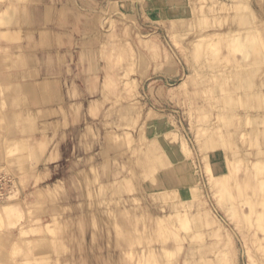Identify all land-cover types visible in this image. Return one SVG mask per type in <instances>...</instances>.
<instances>
[{
  "label": "rangeland",
  "instance_id": "1",
  "mask_svg": "<svg viewBox=\"0 0 264 264\" xmlns=\"http://www.w3.org/2000/svg\"><path fill=\"white\" fill-rule=\"evenodd\" d=\"M34 1L36 0H0L1 10L6 8L5 6L8 3L13 6L12 9L7 12L3 10L2 13L1 11L2 18L0 19L3 20L4 18L6 20L7 17L5 13L9 12L8 15L10 14V17H8V19L15 15L18 21L22 20L24 25L26 27L28 26L26 29L30 30L26 32L27 30L24 29L22 32L23 34L20 35L21 39H19V36L18 39L6 41L9 42V49H7L6 52L12 53L14 56H16V54L19 55L20 58L18 57L17 60L18 66L12 68H19V71L24 76L22 80L26 79L31 83L34 79L38 80L41 76V79L44 78V74H48V72L51 71V77H60L58 82L60 90L58 94L52 98L51 103L53 102V104H55L52 105L51 108L43 106L42 101L38 102L33 99L28 102L27 105L19 103L18 100L14 102V100L10 98H13L19 93L17 90L5 93L2 95V99L0 98V120L3 118V121L0 122V205H11V210L8 212L6 210V212L11 213L12 216L16 215V211L13 210V205L16 207L18 206L21 214L17 223L10 224L9 227H4L6 231L3 230V232H11L10 235H5L8 237L6 240L3 232L0 234V264H13L16 258H19L21 255L22 252H19L20 250L18 249L14 252L15 254L12 257L10 256L13 254L11 247H13L12 244L14 240L22 241V239L27 237L30 239L38 237V232L31 230L33 223H36L38 220L42 223L51 221V218L59 211L61 213V218H66V216L75 212L70 205H73L74 202L78 204L82 199V194L78 183L75 182L76 178L74 177V172L82 166L84 167L86 163H89L90 159L86 157L88 153L93 151L95 155L90 162L94 161L96 167L99 168L98 171L101 177L104 179L107 180L108 173H112L113 180L125 174L130 175L132 179L131 186L134 184L133 189L135 188L134 186L138 185L135 188L136 192L133 191L131 194L129 193L130 195H137L140 193L146 196L149 192L153 191L155 180L160 175H165L168 172L177 173V180L174 178L168 180L164 188L166 191H171V197L175 194L181 196V203L182 205L185 204V208H181V211H179L181 215L178 212L179 216L177 217L182 218L185 212L188 216V220L185 225L181 226V229L184 228L183 230L185 232L182 230V233L179 234L180 240L178 241V239L175 240L174 238L169 240V243L173 244L171 245L174 249V251L172 252L171 250L169 254L174 257H169L170 255L167 256L171 259H167L166 256L161 257L160 260L162 264H168L165 263V261L169 260L171 264H250V262L251 264H264V240L260 236L264 234V226H260L263 223L262 220L264 216L263 218L260 217L262 214L264 215V212L256 213L257 211H254L256 214L253 216V219L251 218L253 213L247 215L248 218L250 216L249 221H251V219L255 221V216L259 215V213L261 214V216L259 215L260 217H257L261 219V223L259 221L260 224H258L257 219V222H254L259 225L258 227L257 225L254 226L257 228L251 227L252 229L250 230V228L245 227V225H236L239 224V220L235 219L234 216L232 218L230 215H235L237 210L234 209L235 213H232L229 211L228 207L226 208L228 211L224 209L226 206L223 205L225 204L218 201V193L214 194L215 190L212 189L214 187H212L213 185L210 178H208L212 172V168H214V161L217 160L216 158H219L213 146L215 139L217 140V138L220 137L218 140H221L220 135L214 134V132L216 133L214 130L222 124L221 119L227 118L228 123H231V129L237 131L235 136L239 138H236L237 141H242V139H244L245 142L242 145L243 147L241 146L242 149L237 148L239 153L245 152V148L253 150L260 145L264 147V113H262L264 112V105L261 102L264 100H262V98H264V90L260 91V97H258L261 101L259 100L258 103L255 100L256 103L254 102V105L258 103L257 106L259 105V107L257 110L260 108V112L255 110L256 108L252 110L254 113L252 121H248V110L245 111L240 108L232 109L229 116H222L220 119L217 109H209L211 107L206 102V99H204V95L201 94L204 81H209L208 78H213L211 76H216L217 79L221 76L220 74L226 76L225 74H227V72L228 74L231 72L229 68H231L232 65L234 66L232 69L240 65V68L231 69L232 74L239 73L243 70L258 71L262 69L261 72H257L255 76L262 81V87L264 89V46L260 43L261 41L262 44L264 43V39H262L264 38V10L261 9L257 0H246L248 6L244 3L239 5L236 10L232 9L229 12L218 10L217 7L211 5V0H111V2L110 0H81V2L79 1V3L76 4V8L79 10L76 9L79 12L76 14L77 16L80 15L77 17L78 19L67 18L69 13H72L71 16H73V11L64 13V11L58 10V0H38V6L34 5ZM15 4L26 5L22 7V12H20L17 9L14 10ZM194 5H199V7L203 6L202 8L200 7L201 9L199 8L197 22L191 20L193 12L192 7ZM170 8L172 9L171 11L169 10ZM202 9L205 11H202ZM13 10L14 12L11 14L10 11ZM254 10L258 12V19L260 22L257 25L258 28L252 27L253 29L248 32L249 35H247L249 37L247 38L252 40L253 37L261 36L260 39L262 40L257 37L260 40V48L258 45L256 48L259 49H254V47L251 48L250 46L249 49H252L251 51L253 53L250 51L252 55L249 51L250 57L247 53H243L242 57L239 56V60L237 59L238 62L235 61V59L233 63V59L231 58H237L239 54L237 51H234V49H232L233 52L229 51L231 50L229 49L228 51L232 52V54L230 53L232 56L229 59L231 60L229 63L232 65L229 66L228 69L227 66L229 64L224 62L225 59H223L222 63L221 57L220 59L212 57L214 62L209 67L208 64H210L209 62L212 60L210 55L214 50L216 51L213 41L217 37L215 39V44L216 46L217 44L220 45L219 40L223 37V34L219 32L223 23L221 15L230 14L239 16L242 13L240 19L245 20L247 16L255 12ZM64 19L66 20L64 21ZM59 20H62L63 24H72L75 21H80L76 23V27L78 26L80 28L76 30V35L78 34V36H70L69 33L65 35L60 34L56 26ZM204 20L208 21L205 22ZM1 24L0 29L2 26L5 27L4 25L6 22H1ZM16 25V23L13 24V26ZM238 25H241V23L235 24V26ZM200 27L201 33L210 29H217L218 33H220L208 37L210 39V45H206L207 42L209 43L208 38L205 36L201 37L200 33L199 36L201 41H203L202 39L204 38H207V40L205 39L201 45L199 42L200 39L198 40L197 38L198 43L200 46H203L206 41L205 45L207 48L204 46L202 47L203 49L198 48V46L195 45L198 44L197 42L193 45L196 50L199 49L200 51V49H202L205 54L206 52L208 53V48L214 45L212 48L213 51L209 48L211 52L209 51L208 55H205L202 51H200V53L202 52V55H200L199 51L188 46L189 43L187 40L195 37L196 33L194 35L193 32L200 30ZM102 28L103 31H101ZM106 32H108V35ZM204 32L202 34H204ZM183 33L190 34L183 35ZM143 35L149 37L148 41L144 40ZM247 38L246 40H249ZM257 38L255 41H258ZM254 39L253 41L249 40L250 45L254 42ZM74 40L75 42H73ZM246 40L244 39L245 42ZM216 41L219 43H216ZM6 42L2 40L1 43L6 44ZM235 42L236 41L233 43L237 44L238 40L237 43ZM211 43H213V45H211ZM187 47L188 49H186ZM192 49L194 51H192ZM68 50H74V52H69L70 54L65 57V63H62L61 52L65 53ZM221 50L222 54L224 53L227 58L230 57L229 52H226L224 49ZM254 50L257 51L255 52ZM195 51L199 54L197 55ZM261 53L262 56L260 55ZM118 54L121 58H119ZM244 54H247L248 57L244 58ZM213 55L215 54L213 53ZM23 56L29 58L28 60L26 58L23 62L25 65H22L20 68L19 60ZM203 60H205V63L202 64ZM252 62L254 63L250 64ZM190 63H193L195 70L191 69L190 65L192 64ZM225 63L228 65L226 66ZM244 63H247V65ZM242 64H244L245 67L241 68L244 66ZM8 68V64L3 59H0V74H4V72L8 71ZM59 72L61 73L60 75ZM207 72H209V75L206 74ZM123 75L137 81L134 83L136 87H133V84L130 86L129 84L124 85L122 80L127 78H125V76L122 77ZM189 75V83L186 87H180V83ZM222 76L220 78H222ZM107 81L108 83H106ZM102 84L105 86L104 89ZM99 95H104L105 97L102 98V101L96 102L95 108H90L89 100L96 99ZM23 96L24 95H22V97ZM4 100L7 102L6 105L4 104ZM74 100L78 102V106L72 105ZM117 101L119 103H133V105H135V110L129 115L130 117L125 115V117H129L130 121L127 120L124 122L125 117L121 120L118 118L114 120L115 118L107 114L112 111L115 106V108H117V106L120 105ZM136 101L138 103H136ZM113 102L116 104L112 105ZM110 105H112V107ZM261 105H263L262 108ZM28 106H33L35 108L34 116L38 123L32 131H28V129L30 130V125H26L27 128L29 127L28 129L25 128L24 130H20L19 128V123L27 118L26 115H14L11 113L14 107L15 109L26 110ZM206 109L207 113L205 112ZM209 110H212V113L210 112L211 114L208 113ZM256 111L258 115L255 114ZM47 121L49 123H46ZM128 122L131 123L129 126L127 125ZM56 123L58 124L56 125ZM123 124L126 125L123 126ZM104 126L106 127L104 128ZM122 129L126 132H122ZM93 134L94 136H92ZM121 134H123V136L125 135L126 139ZM127 134H129V136ZM10 135L23 137L26 135L28 137L25 136L26 140L24 139L19 145L20 149H17V146L12 144L13 140H6ZM211 135L215 139L212 138ZM211 139L213 140L211 141ZM38 140L40 142L43 141L42 144H45L41 154L47 156L46 163L50 164L47 168L42 169L45 171L44 173L41 172V174L38 173L37 175L35 171V173L32 171L35 165V151H39L38 145H36V141ZM181 140L184 144H182L183 142L181 143ZM218 140L215 142L220 143L221 141L219 142ZM8 142H10V144ZM54 142L57 143L51 147ZM180 144H182V146L184 145L183 151ZM147 146H153L154 149L156 148V151L153 148L150 150L147 149ZM175 146H178L177 149ZM186 146L188 149H185L187 148ZM179 147L180 149H178ZM51 148L52 150H49ZM145 148L148 152L147 150L145 151ZM13 149L15 152H11ZM26 149L28 150L27 154L24 153ZM227 149L228 148H226V150L224 149L225 151L222 153L221 157L225 152L227 153ZM138 150H142L141 153H139ZM169 150L172 152L170 153ZM187 150L189 151L186 152ZM150 151L155 152H153V154L150 153ZM175 151L177 152L173 154ZM228 151L229 154H233L231 150ZM137 153L139 154L137 155ZM160 153L162 155L165 154V160H170V162L164 164V166H156L154 162V160L157 159L156 156H160ZM184 153L187 154L185 155ZM136 156L139 157L137 158ZM134 158H137L139 164L137 162L135 163L136 160ZM260 158L261 157L253 160L258 161ZM262 158L264 160L263 155ZM261 163H259V167ZM23 165L24 168L26 165L29 167L26 166L25 169H22ZM138 166L139 168H137ZM261 166L264 171V163ZM228 167L225 165L223 169H225L226 172L227 170H229L228 172L233 170L230 169L231 167L228 169ZM232 167L234 168V165ZM235 167H237V164ZM257 169H255V171ZM261 170H257L259 171H256L257 174L254 173L256 175L259 173L261 176H264L262 172H260ZM146 172L149 173L147 174ZM139 173L141 176H144L145 180ZM251 173L249 177H251ZM240 178L245 179L246 176L242 173ZM59 179L65 181L63 186L65 190L62 191L61 189L60 191L59 186L54 184L50 190L51 194L54 195H49L46 201H40V203L44 202V204L41 203L42 206H39V199H36L37 197L32 192L37 187L43 188L46 192L47 184L49 182H57ZM239 179L237 182H239ZM237 182L236 184L241 183L239 186L242 185L241 180L239 183ZM92 183L94 184L96 182L93 181ZM95 185H97V183L94 185L91 184L90 186L87 185V187L85 186V191L91 190L92 186ZM199 190H201V192ZM106 191L102 194L112 198L111 190H108V192ZM166 191H160L157 195L164 196V194L167 193ZM109 192H111V194ZM128 192L129 191H127V194L125 192L122 193L127 196L129 195ZM144 200L147 199L145 198ZM161 200H166V198ZM131 202L132 201H130L129 204H131ZM111 204L113 206L117 205L116 202L113 201H111ZM163 204L168 205V203ZM262 204H264V196ZM167 205L166 207L171 206ZM172 206L174 207V204ZM122 207L123 203H118L113 213L115 212V217L117 215V220L115 221L123 224V226L120 227L123 233L118 235L116 233L117 229L114 227L112 228L111 223L106 225L105 228H102L106 231L104 232L105 234L102 233L101 235V233H99L100 230L99 232L95 231L97 239L93 248H95L96 251H89V254H93L94 257L89 260L90 257H88V252H86L82 255V260L77 264H138V258H132L126 251L132 246L134 247V245L140 246V244L137 243L138 240L135 239L139 238L142 229L139 228L140 226L134 225L128 215L121 211ZM26 209H29L28 214ZM226 213H228V215ZM4 216L6 218L8 217L5 213ZM69 217L70 223L68 222L69 224L65 227V230L60 227L56 229V233H59V237L69 234V231L74 229L76 237L73 241H76V244H87V248L90 247L91 243L94 245L92 239L93 234H91L92 229L88 227L86 223L75 224V219L71 220V216ZM23 223H25L26 226L24 225L25 227L21 228L20 225ZM39 227L40 226H37L36 229ZM107 228L111 229L110 233L107 231ZM156 228L158 229V227ZM25 229L27 230V235H21V232H23L22 230ZM254 229L261 231L258 236L256 235L257 237L255 234L259 231L255 233ZM18 230L20 231L19 233ZM186 234H189V240L185 238ZM169 235L173 237L175 234L170 231ZM255 237L257 239L259 237L257 240L259 243H257V246L255 245L257 248L254 246L252 240L256 239ZM123 239L128 241H125L126 243L121 245L119 242ZM190 239H192V242ZM109 240L113 241V246L111 247H109ZM261 240H263V242H261ZM37 245L39 244L35 242L29 244L28 248L33 249L37 247ZM57 245H59V247ZM60 245L62 244L57 242L52 244L55 253L59 250L65 254L71 248V242L62 245V249ZM20 246L17 245L13 249L15 250ZM189 246L194 248L191 254ZM123 251H125L126 254L119 257L117 261L112 259V254L116 252L122 253ZM255 255L257 258H255ZM164 258H166V260Z\"/></svg>",
  "mask_w": 264,
  "mask_h": 264
},
{
  "label": "bare ground",
  "instance_id": "2",
  "mask_svg": "<svg viewBox=\"0 0 264 264\" xmlns=\"http://www.w3.org/2000/svg\"><path fill=\"white\" fill-rule=\"evenodd\" d=\"M9 1H11V0H9ZM173 1H176V0H173ZM211 1H212L211 5H214V7H217L218 10H222L223 12H226V11L229 12L232 9L236 10V8L239 5H242L244 3L247 4L246 6H248V2L246 0H231V1H229V0L228 1H225V0H211ZM110 2H111V0H110ZM257 2L259 4V6L261 7V9L264 10V0H257ZM37 4H39L38 0H36L34 2V5L38 6ZM25 5L26 4H24V5L23 4H15L16 8L14 7V10L17 9L18 11L22 12V9H23L22 7H24ZM72 6H73V4H72ZM5 7L6 8H4L3 10L7 12L8 10H11L13 6H12V4L8 3ZM200 7L202 8L203 6H200ZM200 7H199V5H194L192 7L193 8L192 9L193 12H192V19L191 20L193 22H197L198 21L197 19H198V16H199V14H198L199 10L201 9ZM249 7H247V8H249ZM209 8L211 9L210 5H209ZM57 9L60 10V8H57ZM204 9H202V11ZM3 10L0 9V18H2L1 14L3 13ZM14 10L10 11L11 14L14 12ZM169 10L171 11L172 9L170 8ZM1 11H2V13H1ZM254 11L255 12H252L251 15L247 16V18H245V20L244 19H240L242 13L239 16L238 15L237 16H233V15H230V14L221 15L223 23H222V26L219 29V32H221L223 34L222 35L223 37L221 38V40H219L220 41V45L217 44V46L215 44V39L217 37L214 39V41L212 39V41L214 42L215 46L213 45V43H211V45L216 47L215 48L216 51L214 50V52H213L216 56L213 55V53H211L210 56H211L212 60H211V62H209L210 64H208L209 67L214 62L213 58H215V59L219 58L220 59V57H221V60H222L221 62L222 63H223V59L226 60L227 57L225 56L224 53L222 54V50L221 49H224L226 52H229V51L233 52L232 49H234V51H237V53L239 54V55L236 54L237 58H234V57L231 58L232 52H229V56L230 57H228L226 61L224 60V62L229 64L228 65V64L225 63L226 66L228 65L227 66V69H228V67L232 65L231 63H229V61H231V60H229L230 58L233 59L232 63H233V61L235 59H236L235 61L238 62V60H239L238 58H240L239 56L242 57L243 53H247L249 55V57L252 55V53H253L251 51L252 47H254V49H259L260 48V46H259L260 43H261L262 46H264L263 45L264 43L262 44V41L260 42V40L264 39V38L260 39L261 36L260 37H258V36L253 37L252 40L247 38V37H249L248 36L249 35L248 32H250L251 29H253L252 27L258 28L257 25L260 22V20L258 19V16H259L258 12H256V10H254ZM8 13H5L6 15L4 14L7 18L5 16H3V17L6 18V20L4 18H3V20L0 19L1 20L0 21V25H2L1 22L2 23L6 22V24L4 25L5 27L2 26V28L0 29V59H3L9 66L8 71L4 72V74H0V98L2 99V95L5 94V93H10L11 91H16L17 90V92H19V93H17V95L14 96L13 98H10V99H13L14 102H16L18 100L19 103H21L23 105H27L28 102H30L33 99L35 101L37 100L38 102L42 101V105L43 106H47L48 108H51V106L55 104V103L53 104V102L51 103L52 98L55 97L58 94L59 90H60L59 89L60 86L58 84V82L60 80V77H56V76L51 77L52 73H51V71H49L48 74H44V76H43L44 78L41 79V77H42L41 76L40 78H38V80L34 79L33 82L29 83L28 80H26V79L22 80V79H24V76L19 71V68H12V67H17L18 66V61L17 60H18L19 55L16 54V56H14V54L6 52V50L9 49L8 48L9 42H6V41L18 39V37L21 34H23L22 32L24 31V29H26L28 26L26 27L22 20L18 21L17 16H15L14 14H13L14 16H11V18L8 19V17H10V14L8 15ZM71 18L73 19L75 17L70 16L69 19H71ZM19 19H20V17H19ZM207 19H209V18H207ZM206 21H208V20H206ZM218 21H220V20H218ZM14 23H16L17 25L13 26ZM238 23H241V25L235 26V24H238ZM27 25H28V23H27ZM238 28H240V29H238ZM206 29H207V27H206ZM97 30H99V29H97ZM105 30H106V28H105ZM203 30H204V28H203ZM28 31H30V30H27L26 32H28ZM101 31H103V28H102ZM200 31H201V27H200V30H197V31L193 32L194 35L196 33L195 37H193L192 39L187 40L188 43H189L188 44L189 47L190 46L193 47V45L196 42L198 43L199 39H200L199 42L202 45V42H204L205 39L207 40V38L209 36H215V34L216 35L220 34V33H218L217 29L216 30H211V29L210 30H205V32L203 31L204 34H202L203 32L201 33ZM108 32H109V30H108ZM108 32H106L107 35H108ZM200 33H201V37L205 36L207 38L203 37L204 39H202L203 41H201V38L199 36ZM184 34H186V33H183V35ZM188 34H190V33H188ZM188 34H186V35H188ZM141 36H142V34H141ZM245 37L247 39L251 40V41H253V39L255 38L254 42H252L251 45H250L249 44V40H246ZM143 38H144L145 41H148V39H149V37H147L146 35ZM197 38H198V40H197ZM243 38L246 40V42L244 41ZM256 38H257L258 41H255ZM19 39H21V36H20ZM2 40H4L6 42V44L1 43ZM237 40H238V43H237ZM208 41H209V43L207 42V44H206V41H205L206 45H210V39L209 38H208ZM234 41H236L235 43H237V44H234L233 43ZM48 42H49V40H48ZM108 42H109V40H108ZM216 43H219V42L216 41ZM198 44H195V45L198 46V48H202L203 46L205 48H207L205 44H203V46H200V44L199 45ZM230 45H231V47H230ZM257 45L259 46V48H256V47H258ZM213 46L212 47L208 46V47L212 49ZM250 46H251V48L249 49ZM115 48H116V46H115ZM209 48H208V53L206 52L207 55L209 54V51L211 52V50ZM186 49H188V47ZM202 49H200V51H202ZM219 49H220L221 52L219 51ZM229 49H231V50H229ZM74 50H68L65 53L61 52L62 53V56H61L62 63H65V61H64V60H66L65 57H67V55L70 54L69 52L73 53ZM194 50H196V49L194 48ZM194 50L192 49V51H194ZM224 50H223V52H224ZM190 51H191V49H190ZM196 51H199V49H197ZM200 51H199V53H200ZM212 51H213V49H212ZM248 51H249V53H250V51L252 52V53H250L251 55L248 53ZM199 53L196 52L197 55ZM201 53H200V55H202ZM203 53L205 54V52H203ZM191 54H192V52H191ZM247 54L243 55V56H245L244 58L248 57ZM226 55H227V53H226ZM260 55L262 56V53ZM57 56H58V54H57ZM222 57H224V58H222ZM26 58L28 60L29 57H24L23 56L19 60L20 61V64H19L20 68H21L22 65H25V63H23V62L26 60ZM119 58H121L120 55H119ZM204 61L205 60H203L202 64L205 63ZM253 63L254 62H252L250 64H253ZM190 64H192V65H190L191 69L195 70V68L193 66V63H190ZM244 64L247 65V63H244ZM244 64H242V65H244ZM235 65H236V63H235ZM232 67H234V66L232 65ZM232 67L229 68L230 69L229 71H231V72H232L233 69H237V67L240 68V65L235 66V68H233V69H232ZM243 67H245V65L242 66L241 68H243ZM224 70H225V68H224ZM261 70L262 69H259L258 71L257 70H255V71L254 70L253 71L243 70V71H240L239 73H233V74L231 72H229V74H228V72H227V74H225L226 76H224V75L222 76V74H220L222 76V78H220L221 76H219V75H218L219 76L218 79L216 78V76L215 77L211 76L213 78H208L209 81H204V85L201 88V91H202L201 94L204 95L203 96L204 99H206V102L211 107V108H209V107L208 108L209 109H214V110L217 109V113H218V116L220 117V119L222 118V116L223 117L226 116V115L229 116L231 114L232 109H235V108L244 109L245 111L248 110V112H249V115L247 116L248 121H252V117L254 115L252 110L254 108H256L255 110H257V108L259 107V105L257 106V104L259 103L258 101L260 100V99H258V97H260L259 96L260 95V91L264 90L263 87H262V81L260 79H258L257 76H255L256 73L257 72H261ZM60 74L61 73L59 72V75ZM206 74L209 75V72H207ZM124 76L125 75H123L122 77H124ZM122 77H121V79H122ZM189 77H190V75L186 76L183 79V81L180 83V87H186V85L189 83V80H188ZM125 78H127V77L125 76ZM111 80H113V79H111ZM109 81H110V79H109ZM122 81H123L124 85L125 84H129V86H130L131 84H133V87H136V84L134 86V83L137 82V81L133 80L132 78L131 79L127 78V79H124ZM106 83H108V81ZM102 86H103V84H102ZM106 86H108V85H106ZM104 88H105V86H103V89ZM101 91H102V89H101ZM263 94H264V92H263ZM22 95H24V96L22 97ZM261 96H262V94H261ZM103 97H105V96L104 95H99V96H97L96 99H90L89 100L90 108H95L96 102L102 101ZM1 99H0V102H1ZM263 99L264 98H262V100ZM255 100H256V102H258L256 105H254ZM261 102L264 105V100L261 101ZM261 102H260V104H261ZM136 103H138V102L136 101ZM4 104L5 105L7 104V102L5 100H4ZM62 104H63V101H62ZM113 104H116V103L113 102L112 105ZM119 104L120 105L117 106V108H115L116 107L115 106L112 111L107 113L108 115L110 114L109 115L110 117L115 118L114 120H116L117 118L121 120L122 118L125 117V115L129 116L135 110V105H133V103H131V104L119 103ZM72 105L73 106L74 105L78 106V102H76V100H74V103ZM112 105H110V106L112 107ZM263 105H261V108L263 107ZM136 106H138V105H136ZM21 108H23V107H21ZM259 109L257 111L260 112ZM78 110H79V108H78ZM227 110H229V111H227ZM206 111H207V109L205 110V112ZM257 111H256L255 114L258 113ZM88 112H89V110H88ZM202 112H204V111H202ZM210 112L212 113V110L208 111V113H210ZM11 113H13L14 115L23 114V115L27 116V118H25V120H23V121H21L19 123L20 124L19 125L20 130H24L25 128L28 129L29 127L27 128L26 125H30V130L28 129V131H32V130H34V128L38 124L37 123V119L34 116L35 108L33 106H28L26 110L15 109V107H14L13 110L11 111ZM262 113H264V112H262ZM262 113H260V114H262ZM202 114H204V113H202ZM129 117L128 118L125 117V120L123 119L124 122L129 120ZM1 121H3V118H1L0 122ZM46 123H49V122L47 121ZM221 123H222L221 126L217 127V129L214 130V131H216V133L214 132V134H217V135L221 136V140H218V138H220V137L217 138V140L219 142L220 141L221 142L220 143L215 142L217 140L211 135L212 138L215 139L214 140L213 149L216 151V155L219 156V158H216L217 160L214 161V168H212V172L210 173L208 178H210V181H211V183L213 185L212 187H214V188L211 187L213 190H215L214 194L218 193V198H217L218 201L223 203V204H225V205H223V206H226L224 209H226L228 207L229 211L232 212V213H235L234 209L237 210L236 211L237 213H235V215H230L229 214L232 218L234 216L235 219L239 220V224H236V225H240V226L241 225H245V227H249L250 230H251L255 225H257V223L256 224L254 223V222H257L256 219L258 220V224L261 223V221H260L261 219H258L257 217L261 216L260 213H262V211L264 212V204H262V200H263V196H264V176H261V174H259V173H258V175H256L257 172H259L257 170H261V168H262L261 165L264 163V160L262 158V155L264 156V147L262 145H260V146H257L253 150H248L247 148H245L244 149L245 152L241 151L242 153H239L238 149H242V147H243L242 145L245 142L244 139H242V141L241 140L237 141V139H239V138L235 137L236 134H237V131L231 129V127H230L231 123H228V119L227 118H223V120L221 119ZM22 124H23V126H22ZM57 124L58 123H56V125ZM129 124H131V123L128 122L127 125L129 126ZM103 125H104V123H103ZM125 125L123 124V126H125ZM116 126H119V125H116ZM105 127L106 126H104V128ZM120 128H122V127H120ZM131 129H133V128H131ZM109 130H111V129H109ZM123 131H125V130L122 129V132ZM109 133H111V132H109ZM24 134H26V133H24ZM129 134H130V132H129ZM129 134H127V135L129 136ZM172 134H173V132H172ZM85 135H87V134H85ZM121 135L123 136V134H121ZM166 135H169V134H166ZM25 136L23 137V136L10 135L9 138L6 139V140H8V141L9 140H13L12 144H15L17 146V149H18L19 145L24 141V139L26 140ZM92 136H94V134ZM116 136H117V133H116ZM26 137H28V136H26ZM123 137H125V139H126L125 135ZM235 139H236V141H235ZM46 140H47V138H46ZM182 140H181V143L183 142ZM212 140L213 139H211V141ZM116 141H117V138H116ZM233 141H235V142H233ZM36 142H37L36 145H38L39 151L38 150L35 151V154H34L35 155V165L33 167V171L32 172L35 171L36 173L35 172L34 173L38 175V173H40V174H41V172L44 173L45 171H43L42 169L43 168H47L50 163H46L47 156L45 154L44 155L41 154L43 152V150H44L45 144H42L43 141L40 142L39 140L36 141ZM209 142H210V140H209ZM8 143L10 144V142H8ZM55 143H57V142H54V144H52L51 147H53L55 145ZM48 144H49V141H48ZM182 144H184V142ZM182 144H180V145H181L182 151H183L184 145L182 146ZM46 146H47V143H46ZM13 147H14V145H13ZM177 147H176V149H177ZM151 148H153V146H147V149L150 150ZM226 148H228L227 149V153L225 152V154L223 155L224 156V158H223V156L221 157V155H222V153H224ZM231 148H235V149L238 148V149L235 150V149H231ZM24 149H25V147H24ZM147 149L145 148V151ZM178 149H180V147ZM185 149H188V147L185 148ZM49 150H52V148L49 149ZM189 150H190V148H189ZM189 150H187L186 152H188ZM228 150H231L233 152V154H229ZM122 151H124V150H122ZM141 151L138 150L139 153H141ZM155 151H153V152H155ZM11 152H15V150L13 149V151H11ZM135 152H136V149H135ZM147 152H148V150H147ZM153 152L150 151V153H153ZM169 152L171 153L172 151L169 150ZM176 152L177 151L173 152V154L176 153ZM24 153L27 154L28 150L26 149L24 151ZM139 153H137V155ZM117 154H118V152H117ZM180 154H182V153H180ZM180 154H177V155H180ZM184 154L186 155L187 153H184ZM94 155H95L94 151L88 153L86 158L90 159L89 163H86L84 167L82 166L81 168H79L78 170H76L74 172V175H75L74 177L76 178L75 182L78 183L79 188H80V192L82 194V199L78 203L79 205L77 203H75V202L73 203V205H70L71 208L73 209V211H75V212L73 214H71V215L66 216V218H61L60 217L61 213L58 210L59 212L51 218V221L42 223V222H40L38 220L36 223H33L32 226H31L32 227L31 230H34V232H38L37 233L38 237H36V238L33 237L32 239L27 237V238L22 239V241H19V240L18 241L17 240L13 241V244H12L13 247H11L12 248L11 251H13L12 252L13 254L10 255V256L12 257L15 254L14 252L16 250H18V249L20 250L19 252H22L21 255L19 256V258H16V261H14L12 259L14 261L13 264H69V263L70 264H73V263L77 264V263L80 262V260H82V255H84L86 252H88V257H90L89 260H91L94 257V255L93 254H89V251H92V250L96 251L95 248H93L95 246L94 243H96V239H97L96 232H99V230H100L99 233H101V235H102V233L106 232L102 228H105L106 225H109L111 223L112 228L114 227V228L117 229V231H116V229H115V231H116V233L118 235L123 233L122 229L120 228L121 226H123V224L121 222L115 221V220H117L116 219L117 215L115 217L114 216L115 212L113 213V210L115 209L116 206H118V203H121V204L123 203V207L121 208V211L128 215V217L130 218V220L133 222L134 225H138V227L140 226L139 228L142 229L139 238L135 239V240H138L137 243L140 244V246H136V245H134V247L132 246L128 251H126V252H128V255L131 256L132 258L133 257L138 258V264H162L160 258L161 257H165V256L167 257V259H171L169 257H172L173 255H170L169 253H170L171 250L173 252L174 249H173V246H172L173 244L171 243L172 244L171 245L169 243V240L170 239L172 240L173 238L175 240L178 239V241L180 240L179 234L182 233V230L184 229V228L181 229L182 228L181 226L185 225L187 220H188V216L186 215L185 212H184L182 218H178L177 217V216H179L178 212L181 211V208L182 207L185 208V204L182 205V203H181V196L179 194H175L174 196L171 197V191H166L165 188H164L165 183L168 180H171L173 178L175 180H177V177H178L177 173L176 172L175 173L168 172L165 175H160L155 180V187H154L153 191L149 192V194L147 193L148 195H146V196L144 194H140V193L137 194V195H130L133 191L136 192L135 188H136V186H138V185L134 186L135 188L133 189V185L134 184L131 186V180L132 179H131L130 175L129 174H125V175H122L120 178H117V179L113 180L112 179V173L110 174V173L107 172L108 173L107 174L108 178H107V180L104 179L103 177H101L100 172L98 171L99 168L96 167V165L94 164V161L90 162L91 159H93ZM17 157H19V156H17ZM136 157L138 158L139 156H136ZM251 157H252V159H251ZM259 157H261L260 160H258V161L257 160L254 161L253 160V159H258ZM137 158H134L136 160L135 163L137 162L139 164V162L137 161ZM156 158L158 159V160L157 159L154 160V162L156 163L155 164L156 166L157 165L164 166V164H167L168 162H170V160H165V154L162 155L160 153V156L158 155V156H156ZM84 159H85V157H84ZM262 160H263V162H262ZM17 161H19V160H17ZM112 161H113V159H112ZM25 163L29 164L28 162H25ZM25 163H24V165H25ZM259 163H261V165H260L261 168L258 166ZM236 164H237V167H235ZM24 165H23L22 169H25L26 166H27L26 165L25 168H24ZM30 165H31V163H30ZM140 165H142V164H140ZM225 165L227 167L229 166L228 169L231 167L230 169H233V170L232 171L230 170V172H228L229 170H227V172H226V170L223 169ZM233 165H234L235 169L232 167ZM135 166H136V164H135ZM139 166L137 168H139ZM27 167H29V166H27ZM151 167H152V164H151ZM255 169H257L256 170L257 172L255 171ZM144 171H146V170H144ZM260 172H262V175H264L263 174L264 173L263 168H262V170ZM140 173H139V175H140ZM242 173L244 174V176H246L245 179L242 178L243 180L240 178V175ZM250 173L252 174L251 177H249ZM147 176H149V175H147ZM141 177H143V179L145 180L143 175ZM238 179H239V182H240V180L242 181V185L241 186H239L241 183L237 182ZM93 181H95L97 183V185L92 186L91 190L85 191L86 190V188H84L85 186L87 187V185L90 186L91 184L92 185L96 184V183L93 184L92 183ZM149 182H152V181H149ZM236 182L239 183V184H236ZM64 183H65V181L63 179H59L57 182H49L47 184V186H46V192L43 190V188L37 187L32 193L35 194V196L37 197L36 199H39L38 202L40 203V201H46V199H47V197L49 195L50 196L54 195V194H51V191H50L54 184L59 186L60 191H61V189H62V191H64L65 190L64 189L65 187H63ZM211 183H210V185H211ZM73 185L77 186L76 184H73ZM236 187H238V188H236ZM239 187H241V188H239ZM108 190L109 191L111 190L112 198L111 197L109 198V196H106V195L102 194L105 191L108 192ZM127 191H129L128 194L129 193L130 194L126 196L123 193L125 192L127 194ZM160 191L161 192L162 191H166L167 193L164 194V196L163 195L162 196H158L157 193L160 192ZM199 191L201 192V190H199ZM111 192H109V193L111 194ZM219 192H220V194H219ZM214 194H212V195H214ZM14 197H16V196H14ZM145 198L147 200H144ZM163 198H166V200H161ZM9 199H11V198H9ZM111 201L116 202L117 205L113 206L111 204ZM130 201H132L131 204H129ZM146 201H148V202H146ZM41 203L44 204V202H41ZM41 203H40V205L39 204L38 205L42 206ZM163 203H168V205H171V206L170 207H166L167 204L165 205ZM173 204H174V207L172 206ZM187 205H189V204H187ZM13 206H14L13 210L16 211V215H14V216H12L11 213H7L9 210H11V208H10V207H12L11 205H9V204L0 205V234H2L3 230H5L4 229L5 226L9 227L10 224L17 223V221L21 217L20 208H18V206L16 207L15 205H13ZM64 206L68 207L66 205H64ZM45 209H46V207H45ZM63 209H65V208H63ZM6 210H7V212H6ZM43 210H44V208H43ZM28 211H29V209L27 210V214H28ZM227 211H225V212H227ZM254 211H257L256 213L260 212L259 213L260 216L259 215L255 216L256 217L255 221H252L253 216L256 214ZM4 213L8 215L7 218L4 216ZM180 213L181 212H179V214ZM250 213H253L251 215V218H252L251 221H249L250 216H249V218L247 216ZM226 214L228 215V213H226ZM69 216H71V220L75 219V224H77V223L78 224L79 223L80 224L86 223L87 226L92 229L93 233L91 232V234H93L92 239L94 241L93 242L94 245H92V243H91L90 247L87 248L88 247L87 244H85V245H83V243L76 244L77 242L73 241L75 239V237H76V232H75L74 229L69 231V234L59 237V233H56V229L58 227H60L61 229L65 230L66 229L65 227H67V225L70 223V217ZM263 216L264 215L262 214V216L260 218H263ZM259 221H260V223H259ZM262 222L264 223V218H263ZM263 223L260 225L261 227L264 226ZM24 225H25V223L21 224L20 227L21 228L25 227L26 225L25 226ZM187 225H188V223H187ZM37 226H40V227L38 229H36ZM258 226L259 225H257V227ZM156 227H158V229ZM257 227H254V228H257ZM28 228H30V227H28ZM107 229H108L107 231L110 233L111 229H109V228H107ZM112 230H114V229H112ZM255 230L256 229H254L255 233L257 231H259V230H256V231ZM22 231L26 232L27 230L25 229V230H22ZM170 231L175 234L173 237H172V235H169ZM19 232L20 231L18 230V233ZM23 232H21V235L22 234L23 235H25V234L27 235V232L26 233H23ZM183 232H185V231L183 230ZM260 232L261 231H259L257 234H255V236L256 235L258 236L260 234ZM10 233L9 232H3V235L7 236V235H10ZM51 234H53L54 236L51 235ZM136 234H137V232H136ZM262 235H260V236L264 240V234H262ZM6 236L4 237L5 240H6V238H8ZM121 236H123V235H121ZM186 236H185V238L187 240H189V237H188L189 234L188 235L186 234ZM183 237H184V235H183ZM110 239H111V237H110ZM258 239H259V237H258ZM258 239L257 238L256 239H252L253 243H254V246L255 245L257 246V243H259L257 241ZM77 240H78V238H77ZM190 240L192 242V239H190ZM255 240H256V242H255ZM263 240H261V242H263ZM125 241H128V240L123 239V240H120L119 243L121 245H123L124 243H126ZM31 242L32 243L37 242L39 245H37V247H34L33 249H30V248H28V246H29V244H32ZM55 242H57L59 244H62V245L66 244L68 242L69 243L71 242V246H70L71 248L65 254L60 252L59 250H57V253H55V249L52 248L53 247L52 244L55 243ZM108 243L110 245L109 247L113 246V241L112 240H109ZM17 245H19V246L22 245V246L17 247L14 250L13 248L15 246H17ZM62 245H60L61 249H62ZM114 245H116V244H114ZM57 246L59 247V245H57ZM58 247H57V249H58ZM206 247H207V245H206ZM65 249H66V247H65ZM193 250H194V248L192 246H189L190 254L193 252ZM70 251H71V253H70ZM126 252L125 251H123L122 253L116 252V253L112 254V259L117 261L118 258L121 257L123 254H126ZM171 254H173V253H171ZM167 255H170V256L168 257ZM251 258H252V255H251ZM255 258H257V256ZM164 259L166 260V258H164ZM171 262H172V260H171ZM165 263L171 264L170 260L169 261H165ZM250 264H251V262H250Z\"/></svg>",
  "mask_w": 264,
  "mask_h": 264
},
{
  "label": "crops",
  "instance_id": "3",
  "mask_svg": "<svg viewBox=\"0 0 264 264\" xmlns=\"http://www.w3.org/2000/svg\"><path fill=\"white\" fill-rule=\"evenodd\" d=\"M79 1L81 2V0H58V5H57V8H60V11H64V13H66V12H72L73 11V17H75V18H77L78 16H80V15H78L77 16V14L79 13L78 11V8H76V3L78 4L79 3ZM35 2V1H34ZM73 2V3H72ZM72 4H74L73 6H72ZM69 5V6H68ZM71 5V6H70ZM62 6V7H61ZM66 6V7H65ZM78 11H77V10ZM59 10V9H58ZM77 13V14H76ZM71 14L72 13H69V16H67V18H69L70 16H71ZM66 18V19H67ZM80 18V17H79ZM60 19V18H59ZM63 19V18H62ZM66 19H64V21L66 20ZM78 19V18H77ZM76 19V20H77ZM70 21V20H69ZM60 22H62V20H59V22H58V24L56 25L57 26V28H58V31H59V33L60 34H67V33H69L70 34V36L71 35H73V36H78V34L76 35V30L77 29H80L78 26L76 27V23H79L80 21H75L74 23H72V24H63V22L62 23H60ZM71 23V22H70ZM73 42H75V40L73 41Z\"/></svg>",
  "mask_w": 264,
  "mask_h": 264
}]
</instances>
